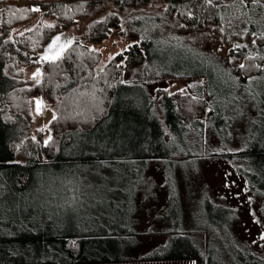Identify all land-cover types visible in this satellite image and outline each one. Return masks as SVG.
Here are the masks:
<instances>
[{
    "label": "rangeland",
    "instance_id": "obj_1",
    "mask_svg": "<svg viewBox=\"0 0 264 264\" xmlns=\"http://www.w3.org/2000/svg\"><path fill=\"white\" fill-rule=\"evenodd\" d=\"M163 7L162 2H153L148 11L161 13ZM221 16L220 34H215L211 27L183 34L169 27L157 29L151 38L147 69L129 70L122 77L117 107L123 110L126 122H116L120 115H115L91 139L65 146L61 159L69 160L36 171L24 192L14 197L3 195L0 223L15 218L20 226L39 223L40 232H74L85 241L86 258H137L157 252L161 255L171 250L176 240V236L165 234L176 230L189 234L191 240L201 245L211 264L264 262L262 173L245 160L220 158L224 152L241 150L250 139L261 142L264 136V1L227 4ZM72 31L79 34L82 27ZM132 40L114 31L104 42V49L99 50L101 66ZM247 55L260 56L263 65L258 74L242 79L236 70ZM36 70L37 66L25 69L17 85L34 87L30 77ZM148 91L155 102L161 92L176 98L184 112L192 111L194 94L215 103L223 122L218 124L213 119L210 125L209 152L217 156L196 158L200 146L190 145L188 137L170 130V139L159 140L160 155L175 146V153L165 160L138 162L135 157L141 153L135 156L130 151H119L146 146L134 139L132 133L140 123L134 110H140ZM32 98L28 99L30 120L25 137L36 140L42 135L46 143L51 137L49 124L57 105L35 102ZM127 109L134 113L128 115L124 112ZM117 137L126 139L112 140ZM79 160L83 162H75ZM3 228L0 230L4 233ZM14 246L20 254L10 261L51 259L48 251L33 245L16 242ZM94 250L104 251L95 256Z\"/></svg>",
    "mask_w": 264,
    "mask_h": 264
},
{
    "label": "trees",
    "instance_id": "obj_2",
    "mask_svg": "<svg viewBox=\"0 0 264 264\" xmlns=\"http://www.w3.org/2000/svg\"><path fill=\"white\" fill-rule=\"evenodd\" d=\"M238 1L243 0H0V198L5 194L14 197L24 192L39 169L51 168L69 160L61 159L65 146L74 141L91 139L115 115H120L116 122H126L123 110L117 107L122 77L129 70L136 72L147 69L151 38L157 29L169 27L183 34L211 27L215 34H220L222 8ZM153 2L163 3L161 13L148 11ZM79 27H82L81 33L72 31ZM114 31L134 40L101 66L99 50L104 49V42ZM55 35L72 42L63 58L47 64L41 76L31 75L34 87L17 85L25 69L39 67L31 59L38 56ZM262 65L260 56L247 55L236 72L245 79L258 74ZM149 92L140 110H134L140 123L135 125L132 133L134 139L146 146L122 148L119 151H130L135 156L141 153L135 157L138 162L165 160L175 153V146L160 155L159 140L170 139V130L178 136L183 134L184 138L188 137L190 145L200 146V154H196V158L217 156L209 152L210 125L213 119L218 124L223 122L222 113L216 109L215 103L210 100L206 102L201 94H194L192 111L184 112L176 98L161 92L155 102ZM31 97L35 102L57 105L55 116L49 124L51 137L46 143L42 135L36 140L25 137L26 123L30 120L28 99ZM124 112L130 116L134 113L131 109ZM117 139L126 138L112 140ZM260 139L261 142L250 139L241 150L224 152L220 158L245 160L257 168L264 178V136ZM191 156L180 154V157L195 158ZM261 187L264 191V183ZM17 224L18 219L15 218L0 223V228L5 227L4 233L0 230V264H115L130 261L211 264L210 256L202 246L181 231L169 230L165 234L167 237L176 236V240L172 249H167L161 255L157 252L150 256L138 255L137 258H86L83 254L85 241L74 232L58 235L48 230L40 232L39 223L28 227ZM16 242L48 251L51 259L24 262L19 258L10 261L12 256L20 254V249L14 246ZM115 250L119 251L118 248ZM157 250L160 249L153 251ZM103 251L94 250L93 253L98 256Z\"/></svg>",
    "mask_w": 264,
    "mask_h": 264
},
{
    "label": "water",
    "instance_id": "obj_3",
    "mask_svg": "<svg viewBox=\"0 0 264 264\" xmlns=\"http://www.w3.org/2000/svg\"><path fill=\"white\" fill-rule=\"evenodd\" d=\"M56 37H59V40H56L55 44H53V40ZM71 46L72 42L61 35L52 37L38 56L31 59L32 62L39 65V68L33 73V77L41 76L47 64L61 60Z\"/></svg>",
    "mask_w": 264,
    "mask_h": 264
},
{
    "label": "snow or ice",
    "instance_id": "obj_4",
    "mask_svg": "<svg viewBox=\"0 0 264 264\" xmlns=\"http://www.w3.org/2000/svg\"><path fill=\"white\" fill-rule=\"evenodd\" d=\"M56 40H59V37H56V38L53 40V44H55Z\"/></svg>",
    "mask_w": 264,
    "mask_h": 264
}]
</instances>
